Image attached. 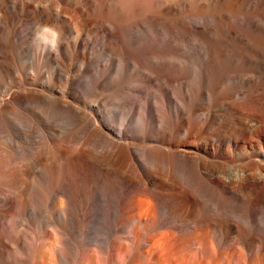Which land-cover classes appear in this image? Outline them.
Returning a JSON list of instances; mask_svg holds the SVG:
<instances>
[{"label":"bare ground","instance_id":"1","mask_svg":"<svg viewBox=\"0 0 264 264\" xmlns=\"http://www.w3.org/2000/svg\"><path fill=\"white\" fill-rule=\"evenodd\" d=\"M47 1L0 0L1 32L9 37L13 20L37 22L47 61L68 37L111 38L124 57L100 88L118 101L126 67L164 68L165 86L147 68L134 71L165 96L149 116L160 129L150 135L142 114L128 133L109 121L114 109L75 107L18 74L15 90L0 93L1 140L15 105H56L72 118L32 153L0 149V264H264V44L252 41L264 36V0H184L189 18H211L195 23L192 46L157 37L155 24L181 0H152L144 14L139 1L136 19L120 0ZM80 49L74 43L82 60Z\"/></svg>","mask_w":264,"mask_h":264},{"label":"rangeland","instance_id":"2","mask_svg":"<svg viewBox=\"0 0 264 264\" xmlns=\"http://www.w3.org/2000/svg\"><path fill=\"white\" fill-rule=\"evenodd\" d=\"M26 1L30 4H33L34 6L39 7H44V5L46 6V4L49 3L47 0H45L47 2L44 0L43 2L41 0ZM52 1L60 5L59 0ZM139 1L141 3H139ZM120 2L124 11H130L129 16H132L131 18L133 19H136V13L132 7L135 5L137 6L138 3V7H141L140 13L142 14H144V12H149V10L152 9L151 7L154 6L152 0H128V3L126 0H120ZM179 2H177V4L175 3L171 7L172 10L176 12V14H164L165 17L163 18L165 19L162 20L164 21V24L163 22L160 24V21L155 24L158 28H156V32L159 34H157V37H164L166 41L175 43H188L189 46H192L198 41V36L194 32L195 23L197 22L198 25L203 27H209L211 24V18L208 17L210 15L207 14L209 13V10L207 12L205 10V14L204 11L200 12V14L198 12L197 15H195L196 17L193 15L192 20L188 17L187 12H185V9L182 7L185 1L181 0ZM73 3L74 0H71L72 5ZM54 8L58 9L56 7ZM11 22L8 24L9 30L11 32L9 37L5 35L6 33L1 32L0 25V64L7 65L11 68V71H8V73L3 72L0 68V93H2L4 88H10L12 82L17 77H24V75L26 76L34 74L33 76L36 78L38 84L44 86L45 88L56 90L58 93L55 94V96H59V93L64 95V97H62L64 101L69 102L75 107H79L81 104L82 106H86L91 103L96 104L101 112H104L107 109H114L116 117L115 122L114 120H111L112 118H109V121L114 126L121 125L128 133L133 134L136 132L134 125L142 114H146L150 121L148 133L150 135H154L156 132H158L160 128H158L157 124L153 122L152 116H149L152 113H156L157 104L159 103H157V101L162 99L165 101V96L163 97L162 92L158 87H156L155 84H148L141 81L140 77L137 76L138 74L136 75V73L139 70L141 71L143 68H147L146 72L149 71L148 73L153 75L156 80L160 79V81L163 82V80L165 81L164 68L155 69L149 65L148 67L141 65L136 69L132 67H126L125 72L128 76L125 77L127 80L124 79L126 80V83L123 81V84L125 83V90L123 89L124 95L122 94L123 98L118 101L106 96L100 88L103 87L102 85H107L108 82L111 81L114 71L116 70L118 60H121L124 57L122 52L117 48L115 42L111 38L93 32H85V34L82 33L79 37H68L63 43L65 48L63 47L61 50L56 51L53 59L51 58L50 61H47L43 58L45 52L42 50V48L47 46L45 49H49L50 44L40 41V28L37 22L29 19L22 20L21 22H18V20H13V22ZM181 26H187L193 31L189 33H181L179 31ZM139 29V27L134 26V32L132 36L136 40L140 39L139 33L141 30ZM259 36H252V41L256 44L262 45L264 44V36ZM76 42L81 46L79 53H83L82 60L73 56V46ZM147 61L148 60L145 62L147 63ZM134 71H136V73ZM18 74L19 76H17ZM163 83L165 86V82ZM27 86L28 85H25L26 88L34 89L33 87ZM178 88L182 89V86ZM10 89L15 90V87H11ZM154 101L156 102V105ZM25 105L30 108V111L29 108L28 111L27 109H24L26 107ZM51 107L49 110V108H46L41 103L38 105V102L22 103V105H15V108L13 106L14 110L10 112L8 117L9 126L7 125L8 131L6 130L7 137L5 136L4 140L0 139V149L3 148L6 151L20 150L32 153L35 151L37 144L43 139L47 140L51 134V137H57L62 134L61 132L63 131V125L69 119H71L72 116L68 111L60 108L59 106L56 107L55 105ZM144 109H147V113H144ZM24 111L26 113H24ZM30 126L32 128H30ZM49 132L50 134H48ZM2 143L7 144L3 146ZM135 193L139 198H145L149 196L148 192H144L141 188H138ZM141 231H143V229ZM211 233L212 232H209V234Z\"/></svg>","mask_w":264,"mask_h":264}]
</instances>
